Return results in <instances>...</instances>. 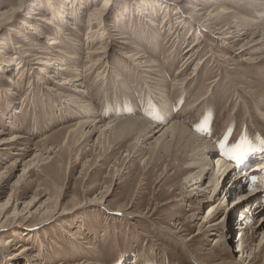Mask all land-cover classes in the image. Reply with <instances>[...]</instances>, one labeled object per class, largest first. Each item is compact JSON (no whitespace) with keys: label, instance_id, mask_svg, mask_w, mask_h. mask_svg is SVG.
I'll use <instances>...</instances> for the list:
<instances>
[{"label":"rangeland","instance_id":"rangeland-1","mask_svg":"<svg viewBox=\"0 0 264 264\" xmlns=\"http://www.w3.org/2000/svg\"><path fill=\"white\" fill-rule=\"evenodd\" d=\"M251 1L264 3L0 0V129L22 141L0 151V264L253 262L239 251L238 215L233 233L206 223L218 200L214 156L231 164L237 149H249L255 158L244 169L264 160V64L252 62L264 55V35H252L264 8ZM213 9L229 12L206 21ZM233 25L247 29L235 46L217 33ZM93 118L102 122L90 133ZM173 122L218 148L200 184L187 179L172 135L162 136ZM234 187L231 211L247 190ZM257 224L260 241L264 220Z\"/></svg>","mask_w":264,"mask_h":264},{"label":"bare ground","instance_id":"bare-ground-1","mask_svg":"<svg viewBox=\"0 0 264 264\" xmlns=\"http://www.w3.org/2000/svg\"><path fill=\"white\" fill-rule=\"evenodd\" d=\"M251 6L254 8H264V3L260 2V1L259 2L251 1ZM108 7H109V2L104 1L100 10L105 11L106 9H108ZM228 12L229 11L227 9H220L219 11L217 9H213L212 13L205 20L210 21L211 19L217 17L218 15L225 14ZM34 13L39 14V12H36V11ZM49 24H50V22H49ZM232 27H235V26L233 25ZM238 28H236V27L233 29L227 28V30L217 31V33L225 34L226 36L224 38H226L228 40L234 39L233 43H231V45L233 44L232 46H235V45H237L236 43H238L240 40H242L243 35L247 34V29L244 30L243 32H241L240 29H238ZM260 32L262 33V35H264V22H262V23L257 22L256 26L253 28L252 35L254 36ZM259 41L260 40H258L257 42H259ZM57 42L58 41L52 39V41H50L49 44L53 45V44H56ZM197 44H198V42H196L194 44V46H192L191 49L188 48L189 50L187 52L192 50ZM242 48H243V46L240 47L241 50H243ZM241 50H240V52H241ZM254 61L255 62L258 61L259 63L263 62V64H264V55L261 57H258V58H254L252 62L255 63ZM45 64L49 66V64L51 65V62H48ZM60 69H66V68L60 67ZM68 81L66 80V82H68ZM261 109L264 110V105L260 106V110ZM95 112L96 111L93 110L92 113L89 112V115L91 117H93L95 115ZM172 112L169 113L166 111L165 113H163V112H161V113L165 114V116L167 115V117H165V119H168L169 115L172 116ZM145 120L144 119H134V121L139 122V127H143V128L145 125L147 126L148 122H150V121L146 122ZM121 121H123V120H121ZM100 122H102L101 119L97 120V119L93 118L92 123L89 124L92 126V129L89 132L90 133L96 132L97 129L100 128L99 127ZM113 122H115V124H116L118 121L113 120ZM156 122L157 123H155L154 121L150 122L151 124L148 125L146 127V129L140 128L143 130V134H141V137L143 136V137L147 138L148 134L154 131L153 124H156V127H159V126H161V123L163 122V120H161V118H160V121L157 120ZM111 124L113 126L114 123H110V124L108 123L107 127L108 128L111 127ZM85 125L86 126L88 125L87 122L81 123V127H83V129H84ZM163 128L164 127L159 128V129L162 130ZM140 129H139V131H140ZM106 130H108V129H106ZM165 135L166 136L172 135V138L174 139L173 140L174 144H172V145L178 146L177 149L179 151L178 152L176 151L175 153H178L177 157H178L180 164L181 163L184 164V162L187 164L184 171L190 173L187 176V179L190 178L189 182L195 181L196 183L197 182L199 183L200 181H202V179H204V177L209 173V171L212 170L213 167L211 165L214 164V162H215L214 159L217 157V160H216L217 168L215 169V172H213L211 174L210 179H209V183L212 184V188L210 190V193L212 194V196L214 198L216 197L218 200H217V203H215L214 205L213 204L211 205V209L209 211L210 219H209V221H206V223L211 222L208 225V228H210L212 231H215L217 233L221 232V231L223 232L222 229H225V228L227 229V227H228V230L231 233H233L234 230L232 228V223L234 221V216L238 215L237 217L243 221V223L241 224L242 237L240 240L241 244L239 243V247H241L239 249V251L242 253V255L248 254V256H252V254H254L252 261L255 264L259 255L264 256V239L262 238L260 241H258L259 238H261L260 237L261 234H263V232L261 231L262 226L259 227V225L257 224V223H262V221L264 220V217H262L260 219V217L258 216L259 221H257L255 224L252 223L254 221V219L257 218V215L260 214V216H261V214H264V197L262 200V198L259 194L262 191L264 192V184H263L264 181H262V179L260 178V176L264 177V160L254 163L248 169H244V167L247 166L250 163V160L254 157L253 155H255V154H253V151L244 148V149H239V150L237 149L230 156V159H231V157H233V158L235 157L236 160L233 159L235 161V163L234 162H231V164H230V162L226 163L227 161H225L226 160L225 158H224L225 162L223 160L220 161L221 158L218 156H214V159H212V161H211L210 154L211 153L213 154L215 151L218 150V148H215L212 145V143H210L208 140L202 142V140H204V139L201 136L193 133L189 128L185 127L184 125H182L181 123H178V122H173V123H171V125L169 127L167 126V128L162 133L163 137H165ZM247 138H245V139L247 140ZM145 140H147V139H145ZM21 142L22 141L17 139V137H14L12 139L11 138L7 139L6 131L4 129H0V151L8 150L9 147L12 145H14L13 146L14 148H19L18 146ZM170 142H171V140H170ZM167 143H165V141H164L163 144L160 143L161 145L159 147H165V146H167ZM259 148L260 147H258V149ZM169 150H170V147H169ZM237 158H239V159L242 158V159H244V161H242V160L237 161ZM252 161H253V159H252ZM20 162H21V159H18L16 161H14L13 164L20 165ZM242 174H244V175H242ZM190 175H191V177H190ZM257 175H258V180H257ZM257 181H259L258 184H257ZM235 183L240 185L239 189L245 186V187H247V190L244 191L243 193H240L237 197L233 198L232 203L238 204V206L241 205V207L236 211H231V209H233L234 207L229 209L228 206L230 203L227 201V196L229 194H232V192H233L232 188L235 189V187H234V185H236ZM262 196H264V195L262 194ZM223 199H225L226 201L223 202ZM226 202H228V204L225 205L224 203H226ZM224 206H227L226 211L227 210L230 211V212L227 211L228 214H226V212L224 210ZM235 207H237V206H235ZM221 214H222V216L225 214V216H224L225 218L222 222L221 221L217 222L218 220H216L215 218L221 216ZM248 222H249V224H247ZM0 224H2V223H0ZM205 225H204V228H206ZM203 230H205V229H203ZM214 234H216V233H214ZM14 241H15L14 237L13 238L11 237V239H9L8 244H10V245L9 246L5 245L6 246L4 248L5 251L10 250V248L13 246ZM225 242L227 243V240ZM225 242H223V243H225ZM30 248H31L30 246H27L25 250H29ZM21 251L13 253L12 256L18 257V258L22 257ZM22 252H24V251H22ZM18 258H17V260H18ZM253 262H251L250 264H253Z\"/></svg>","mask_w":264,"mask_h":264}]
</instances>
